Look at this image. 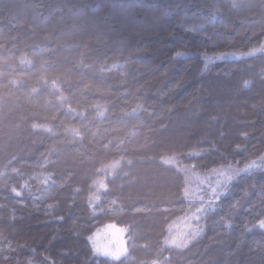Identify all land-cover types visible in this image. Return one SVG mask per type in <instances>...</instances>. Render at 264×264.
<instances>
[{
  "label": "trees",
  "instance_id": "trees-1",
  "mask_svg": "<svg viewBox=\"0 0 264 264\" xmlns=\"http://www.w3.org/2000/svg\"><path fill=\"white\" fill-rule=\"evenodd\" d=\"M0 125V264H264V0H0Z\"/></svg>",
  "mask_w": 264,
  "mask_h": 264
},
{
  "label": "rangeland",
  "instance_id": "rangeland-1",
  "mask_svg": "<svg viewBox=\"0 0 264 264\" xmlns=\"http://www.w3.org/2000/svg\"><path fill=\"white\" fill-rule=\"evenodd\" d=\"M178 126L182 131L178 132V134H171L170 136H183V134H185L188 130L194 129L196 127L195 123H191V125L179 124ZM0 130H2L1 125ZM174 130H177V127L174 128ZM228 179L229 178L226 176V174L222 172L204 176H192L187 181L189 190L188 194L192 199L205 201L206 204H209L211 201L213 202L215 198L222 192ZM142 183H144V181ZM150 185L154 187H162L164 182L159 181L156 183L153 181L150 183ZM197 217L198 216L195 214L190 219H181L180 221L174 223L170 229L171 237L168 239V242L173 245L182 244L187 235L192 232L191 223L192 220H196ZM89 241L93 252L100 256L119 258L124 252L123 233L111 225L99 230L90 238Z\"/></svg>",
  "mask_w": 264,
  "mask_h": 264
}]
</instances>
